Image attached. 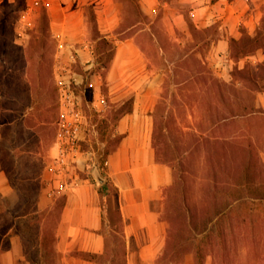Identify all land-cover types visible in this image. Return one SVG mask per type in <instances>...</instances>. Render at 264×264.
<instances>
[{"label": "rangeland", "instance_id": "obj_1", "mask_svg": "<svg viewBox=\"0 0 264 264\" xmlns=\"http://www.w3.org/2000/svg\"><path fill=\"white\" fill-rule=\"evenodd\" d=\"M115 1L121 3L119 24L108 34L135 35L143 53L114 58L112 46L103 45L87 61L64 53L56 29L41 17V0H0V166L32 199L69 90L90 121L88 146L96 163L115 144L106 133L116 121L113 111L130 108L137 92L150 96L155 154L170 165L173 180L177 178L172 198L166 192L163 209L168 222L172 219L164 259L174 263L191 253L196 264H264V66L257 67L260 61L248 56H264V44L236 60L228 54L229 40L227 47L219 43L220 49L214 48L223 33L220 18L206 27L195 26L188 1H171L186 21L172 27L162 7L147 18L137 0ZM86 18V34L102 35L91 7ZM39 24L47 25V31H40ZM243 65L241 77L236 70ZM222 67L227 75H219ZM242 106L256 111L229 116L231 108ZM90 108L100 113L97 118L108 120L105 133L97 130ZM240 181L242 201H233L227 215L207 225L206 233L219 243L200 244L193 224L200 226L212 217L219 202L234 200L238 195L232 188ZM223 186L230 193L216 192ZM17 190L11 198L15 206L24 202ZM61 201L56 194L52 208L34 214L33 222L22 227L34 264H59L52 241ZM179 206L183 215L171 212ZM186 206L196 216L189 217ZM223 228L227 235L221 242L216 235Z\"/></svg>", "mask_w": 264, "mask_h": 264}, {"label": "crops", "instance_id": "obj_2", "mask_svg": "<svg viewBox=\"0 0 264 264\" xmlns=\"http://www.w3.org/2000/svg\"><path fill=\"white\" fill-rule=\"evenodd\" d=\"M41 1L67 56L88 61L94 54V44L100 37L112 43L114 58H128L143 53L135 35L111 37L108 34L119 24L120 1ZM171 1L137 0L145 17L155 16L158 8L162 7L171 27L184 26L186 21L182 18L179 7ZM178 1L189 2V12L197 27H206L215 17L220 18L223 33L214 41L217 43L214 45L215 49H220L219 43H225L227 47L229 38L239 37L241 27L249 34H254L261 26L264 15L263 0ZM88 7L92 8L96 26L102 33L97 38L86 34ZM137 23L139 21L132 23L130 27ZM253 53L248 55L253 62L264 58L256 57ZM227 73V68H219V75ZM76 102L84 111L81 104ZM94 106L100 110L96 102ZM152 106L153 99L150 96L137 92L130 111L115 121L114 133L121 137L109 149L102 163L93 161V151L88 146L92 140L89 129L91 124L86 116L83 125L75 133L74 142L65 137V143L57 141L51 147L48 160L38 175L42 185L32 199L22 194L5 168L0 166V264H34L26 252L27 238L22 227L33 222L34 214L52 208L58 193L63 196V203L53 227L52 246L59 256V263L109 264V257L103 261L98 257L105 252L107 243L115 246L99 195L100 185L105 181L112 182L117 188L126 264H196L191 253L174 263L164 259L169 222L163 209L173 173L170 165L157 159L155 154L152 144ZM93 132L98 134L96 128ZM95 165L102 182H98L93 174ZM16 187L20 190L18 197L21 195L24 199L19 206L11 202L13 195L17 194ZM27 201L30 202L29 206H26ZM92 254L97 256L92 258Z\"/></svg>", "mask_w": 264, "mask_h": 264}, {"label": "trees", "instance_id": "obj_3", "mask_svg": "<svg viewBox=\"0 0 264 264\" xmlns=\"http://www.w3.org/2000/svg\"><path fill=\"white\" fill-rule=\"evenodd\" d=\"M41 13H42L41 17L43 19L48 20L46 8H44L43 11H41ZM261 21H262L261 26L259 28H257V30L255 31L254 34H249L243 27H241V35L237 38L236 37L230 38V44L231 45L229 47L228 54L231 58L237 60V59L243 57L245 54H247L253 50H256L257 48L261 47L264 44V15H263ZM38 28L42 32L47 31V25L39 24ZM103 45H111L112 46V43L110 41H108L106 38L100 37V39L98 41H96V43L94 44L93 53L95 55H99V52L97 50ZM99 59H101V57H99ZM255 65L257 67H261V66L263 67L264 66V60L257 62ZM245 72H246L245 65H243L241 68H237V70H236V73H239L241 77L244 76L243 74H245ZM232 74H233V76L236 75L234 73H232ZM130 109H131V107L126 109V110H123V109L114 110L112 113L113 117L118 119L121 115L130 111ZM89 110L94 115V120H95V125L97 127V130L101 133H105L107 131V127H108V123H109L108 120L104 116L97 118V116L100 115V113L97 110H95L94 108H90ZM255 111L256 110H253L251 108L248 109L246 106H242V108L240 110H237V108H235V109L231 108L229 116L230 117L244 116V115L250 114V113L255 112ZM225 117H227V116H224V118ZM106 133L108 134L110 140L114 141V143H117V141L121 137L120 134L114 133V126L110 130H108ZM108 151H109L108 149H105V151L103 152V156L99 161L100 163H102L104 161ZM5 171L8 173V171L6 169H5ZM223 173H225V171H223ZM10 179H11V177H10ZM176 179L177 178L175 177L173 182L171 183V185L167 189L168 190L167 195L170 198H172V194H170V191L171 192L174 191V185L176 184L175 183ZM35 181H36L34 183L35 188H36L35 193H37L38 189L41 187L42 184H41L39 178H36ZM15 185H17V184H15ZM235 185L236 186H235V188H232V191L233 192L236 191V194L238 196L236 198H234V200L226 199L222 202H219V204H217L218 206H215L214 210L212 211V214H211L212 217L208 218V220L206 222H202V224L200 226H198V224H193L192 229L201 235V238L199 240L200 244L202 242V244L205 243L209 246H211V245L214 246V245L219 243V240L218 241L213 240L214 238L210 235V233L209 234H208V232L206 233L207 225L215 223L217 220H220L222 217L227 215L233 201H235V200L236 201H242L243 196L240 195V193H241L242 188H244V185L242 184L241 181L235 183ZM17 187L19 188L18 185H17ZM229 190H230L229 187L223 186V188H221L220 190H216V192L218 191L224 195H227ZM21 192H22V194L25 195L26 198H28V199L31 198L30 192H28L26 190H21ZM229 193H230V191H229ZM99 195H100L101 205H102V208L104 210L105 217L107 219L109 227L111 228V233L113 234L115 246H111L109 243H107L106 248H105V252L103 254L98 255V257L101 258L102 261L106 257H109V264H126L125 246H124V240L122 237V235H123V222H122V218H121L120 209H119V206L117 204V188L112 184V182L105 181L104 183H102L100 185ZM62 203H63V200L61 201L59 206L62 205ZM185 210H186L185 211L186 214L189 217L190 216L191 217L196 216V214H197V211H194V210L192 211V209L188 206H186ZM171 212L177 213L178 215H183L181 212V206H179L177 208L175 207V209L172 208ZM169 222H171V224H172V219L170 220V218H169ZM226 230H227L226 228H223L216 235L220 239L221 242L224 241L223 238L227 235ZM171 236H172V240H174V242L172 244L176 245L175 244V243H177V242H175L176 241V239H175L176 235L174 236V234L173 235L171 234ZM177 238L181 240L182 236L177 234ZM96 256H97L96 254L91 255L92 258H95Z\"/></svg>", "mask_w": 264, "mask_h": 264}, {"label": "built area", "instance_id": "obj_4", "mask_svg": "<svg viewBox=\"0 0 264 264\" xmlns=\"http://www.w3.org/2000/svg\"><path fill=\"white\" fill-rule=\"evenodd\" d=\"M67 94V99L62 104L59 128L55 142L62 141V143H65V137H68L70 142H74L76 137L75 133L77 129L83 125V120L86 117L82 108H79L76 100H73L72 92L69 90ZM63 151L66 150L63 149Z\"/></svg>", "mask_w": 264, "mask_h": 264}, {"label": "water", "instance_id": "obj_5", "mask_svg": "<svg viewBox=\"0 0 264 264\" xmlns=\"http://www.w3.org/2000/svg\"><path fill=\"white\" fill-rule=\"evenodd\" d=\"M93 174L98 182H102L101 176L98 171V167L96 165L94 166Z\"/></svg>", "mask_w": 264, "mask_h": 264}]
</instances>
